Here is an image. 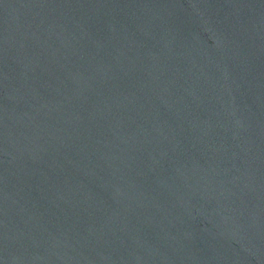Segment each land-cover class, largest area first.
I'll return each mask as SVG.
<instances>
[{
	"label": "water",
	"instance_id": "95a60500",
	"mask_svg": "<svg viewBox=\"0 0 264 264\" xmlns=\"http://www.w3.org/2000/svg\"><path fill=\"white\" fill-rule=\"evenodd\" d=\"M0 264H264V0H0Z\"/></svg>",
	"mask_w": 264,
	"mask_h": 264
}]
</instances>
